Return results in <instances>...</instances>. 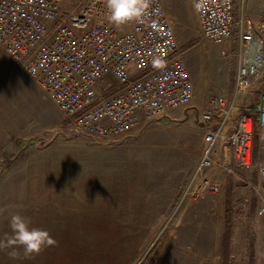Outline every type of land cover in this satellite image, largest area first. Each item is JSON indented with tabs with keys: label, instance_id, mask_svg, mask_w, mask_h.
Wrapping results in <instances>:
<instances>
[{
	"label": "rangeland",
	"instance_id": "obj_1",
	"mask_svg": "<svg viewBox=\"0 0 264 264\" xmlns=\"http://www.w3.org/2000/svg\"><path fill=\"white\" fill-rule=\"evenodd\" d=\"M161 2L173 20L195 97L157 122L107 142L80 134L19 65L27 75L21 79L25 95L32 102H51L54 110L35 108L31 118L22 112L19 134L0 143V241L12 235L9 221L19 214L30 227L47 230L57 244L32 258L22 249L16 258L8 255L11 249H0V264H192L185 244L189 234L211 236L224 205L236 207L243 200V172L220 171V193L179 204L200 157L201 114L212 98L234 91L237 31L227 43H206L191 0ZM242 6L251 20L264 18V0H235L236 17ZM263 94L264 76L240 106L254 107ZM254 144L255 163L264 164L259 130ZM229 166L236 169L231 155ZM250 177L264 184L256 170ZM196 211L192 221L199 229L189 230L187 221Z\"/></svg>",
	"mask_w": 264,
	"mask_h": 264
},
{
	"label": "built area",
	"instance_id": "obj_2",
	"mask_svg": "<svg viewBox=\"0 0 264 264\" xmlns=\"http://www.w3.org/2000/svg\"><path fill=\"white\" fill-rule=\"evenodd\" d=\"M191 2L201 40L220 45L237 31V70L232 95L212 98L201 114L200 157L179 204L220 193V171L240 170L246 190L260 194L261 182L250 173L256 170L264 179V165L254 158L256 130L264 136V94L254 107L240 102L264 76V18L251 20L244 6L236 17L235 0ZM0 46L71 120L74 131L106 142L157 122L195 97L161 0H152L142 21L119 29L106 18L105 0H0ZM156 56L165 62L161 69L152 65Z\"/></svg>",
	"mask_w": 264,
	"mask_h": 264
},
{
	"label": "crops",
	"instance_id": "obj_3",
	"mask_svg": "<svg viewBox=\"0 0 264 264\" xmlns=\"http://www.w3.org/2000/svg\"><path fill=\"white\" fill-rule=\"evenodd\" d=\"M26 77L20 66L0 46V143L19 134L21 115L35 116V108L53 111L49 102L30 101L22 87V77ZM28 95L29 92H28ZM38 101V102H37ZM263 164V163H262ZM264 165V164H263ZM264 184L261 193L244 189L243 200L234 206L228 203L222 208V219L211 236L189 234L185 244L190 246L192 264H264V215H259L264 199ZM257 202V203H256ZM196 213L187 221L189 230L196 221ZM177 238V237H176ZM175 238V239H176ZM163 244L165 242H162ZM181 244V240L175 241ZM184 244V243H183Z\"/></svg>",
	"mask_w": 264,
	"mask_h": 264
},
{
	"label": "clouds",
	"instance_id": "obj_4",
	"mask_svg": "<svg viewBox=\"0 0 264 264\" xmlns=\"http://www.w3.org/2000/svg\"><path fill=\"white\" fill-rule=\"evenodd\" d=\"M152 0H105L106 18L116 28L142 21L149 13ZM164 60L156 56L152 60L154 68L164 67ZM12 235L0 241V249H11L8 255L16 258L17 249L23 250L25 258L41 254L46 248L55 246L57 241L44 229L30 227V220L22 215H12L9 221Z\"/></svg>",
	"mask_w": 264,
	"mask_h": 264
}]
</instances>
